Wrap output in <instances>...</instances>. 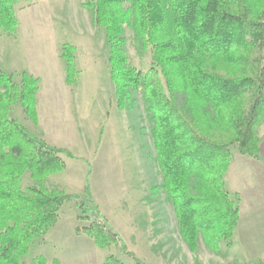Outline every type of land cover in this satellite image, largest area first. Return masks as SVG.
Listing matches in <instances>:
<instances>
[{
    "label": "trees",
    "instance_id": "1",
    "mask_svg": "<svg viewBox=\"0 0 264 264\" xmlns=\"http://www.w3.org/2000/svg\"><path fill=\"white\" fill-rule=\"evenodd\" d=\"M37 1L0 0V35L15 36L20 26L17 8ZM236 1L238 11L233 0H95L85 6L92 12L94 25L107 32L109 75L118 109L132 110L137 103L135 96L141 93L145 111L155 124L151 136L163 190L173 206L180 236L192 252L203 242L219 256L221 242L232 239L240 219V199L234 200L225 187L234 159L232 148L264 161L256 136L264 122V0L256 6L252 0ZM128 29L134 33L137 48L154 49L151 70L140 72L131 66L126 52ZM239 46L252 54V74L229 78L207 72L203 66L207 58L240 61L233 52ZM74 54V47L62 48L66 84L71 87L80 81ZM39 91L40 79L27 72L20 82L12 74H0V264H25L32 246L58 224L62 207L70 201L77 202L81 221L94 219L78 232L100 249L115 244L133 264H146L129 251L96 204L91 163L67 149L50 146L11 117L19 105L27 119L38 126ZM177 92L187 95L186 107L178 104ZM243 98L248 102H242ZM225 109L231 112L236 127L229 140L215 135L217 118ZM103 134L102 128L100 142ZM61 155L88 165L82 195L46 187V180L66 167ZM26 173L35 185L24 190ZM32 264L49 263L44 256H37ZM52 264L62 263L54 260ZM103 264L125 263L109 257ZM252 264H264V260Z\"/></svg>",
    "mask_w": 264,
    "mask_h": 264
},
{
    "label": "rangeland",
    "instance_id": "2",
    "mask_svg": "<svg viewBox=\"0 0 264 264\" xmlns=\"http://www.w3.org/2000/svg\"><path fill=\"white\" fill-rule=\"evenodd\" d=\"M252 1L256 6L263 0ZM91 2L95 0H39L30 5L21 4L17 8L18 19L23 25L19 26L15 36L0 40L2 68L8 70V74L12 73L16 82H20L24 72H33L39 68L44 71L53 69V61L58 59V53H61L65 45H70L75 48L74 58L80 72V81L77 87L69 88L66 85V90L56 92L53 114L58 118L61 126L59 130L48 132L40 128L39 124L34 125L19 105L14 107L11 117L50 146L67 149L91 163V186L107 216L94 198L96 204L109 225L125 240L129 251L144 263L232 264L236 261L252 264L262 260L264 251L261 249L263 240L259 225L255 229L259 237L257 241L253 240L250 249L236 247L232 251L234 234L232 239L221 242L220 256L210 252L203 242H200L197 252H192L184 243L173 206L167 201L163 190L164 179L151 136L155 124L145 111L141 93L135 96L137 103L132 110L118 109L115 87L109 75L110 45L107 32L94 25L92 12L85 7ZM233 3L238 11V1L233 0ZM2 35L6 36L2 33L0 37ZM126 38V52L131 66L140 72L151 70L154 49H143L142 45L137 48L131 29L126 31ZM39 52L46 53L44 59L47 62L43 65L37 63L35 54ZM233 52L240 56V61L226 63L207 58L203 66L207 72L221 77L252 74V54L241 46L233 49ZM158 72L168 96L161 70ZM175 98L182 108L186 107L185 93L177 92ZM241 101L247 103L248 99L243 98ZM151 116L154 117L153 114ZM43 117L45 121L53 119L48 110H45ZM232 120L231 112L227 109L219 114L215 128V135L219 139L229 140L235 136L236 127ZM53 122L55 124L56 121ZM102 128L104 134L100 142ZM262 135L264 122L256 131L259 139ZM232 150L233 154L239 153L235 147ZM61 158L65 162V169L49 177L45 182L46 187L63 191L67 195H82L88 165L81 160L68 159L65 155H61ZM34 185L30 174L26 173L22 178L23 189L27 190ZM195 187L196 181L193 180V190ZM225 187L229 192L226 181ZM232 198L240 199L235 195ZM74 205L77 208L76 201L64 204L63 219L69 223L61 235L58 234L60 241L47 244V254L61 257L69 252L70 258L77 260L76 264H103L109 257L133 264L132 259L122 255L115 244L97 249L88 236L85 235L86 239L77 238L74 230ZM76 211L80 218L81 212L78 208ZM93 221V218H90V222L80 220L77 229L88 227ZM77 229L76 232L82 234ZM23 262L31 264L30 258Z\"/></svg>",
    "mask_w": 264,
    "mask_h": 264
},
{
    "label": "crops",
    "instance_id": "3",
    "mask_svg": "<svg viewBox=\"0 0 264 264\" xmlns=\"http://www.w3.org/2000/svg\"><path fill=\"white\" fill-rule=\"evenodd\" d=\"M19 21L20 25H23V22L20 19ZM3 38H8V36L2 35L0 37V40H2ZM40 53L41 52L35 55L37 58V63L43 65L46 61L44 59L46 53ZM57 58L58 59L53 61L54 68L50 71H44L39 68L36 69V71L29 73L27 72L31 76L41 80L40 92L38 94V113L40 118L39 127L43 130H48V132H52V129L59 130V128L61 127L58 124V118H55L53 114V108H55L56 101V92L60 89L66 90L65 88L69 87L66 86V64L61 59V53H58ZM1 73L8 74L10 72L2 68L1 66L0 74ZM45 110H48V113L53 116L52 120H50L49 118L47 119V121L44 120L43 113H45ZM53 121H56L55 124ZM260 157L264 160V135L260 136ZM225 181L230 194L240 197V219L235 229L234 238L232 240V251L235 250L236 247L242 248V250L244 248H252L254 242L253 240H256L259 237L257 231L255 230L258 225L260 228L259 230L262 233L263 240V246L261 247V249L264 251V161H259L247 156H243L239 153L234 154V159L230 165ZM92 193L96 200L93 189ZM96 202L98 203L97 200ZM64 208L65 206L62 207L60 211V219L58 221V224L43 239L36 241V243L32 246L31 254L27 257L30 258L31 264L33 259L37 256H44L49 264H52L54 260H59L62 264L78 263L77 260H73L70 258L69 252L62 254L61 257H56L53 255L50 256V254L48 255L47 253L49 252L45 251V247L47 246V244L49 245L50 243L52 244L60 241V236L58 234L61 235V232L69 223L63 219ZM76 209V205H74V215L76 218V223L74 225L75 234L79 239H86L85 235L78 234L76 232L78 223H80V220H78L79 216ZM101 210L103 214L107 216L104 213L102 207ZM93 244L95 243L93 242ZM94 246L98 249L96 245ZM261 256L264 257V252ZM232 257L234 258V256ZM242 259H244V257ZM262 260H264V258Z\"/></svg>",
    "mask_w": 264,
    "mask_h": 264
}]
</instances>
